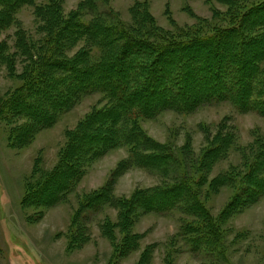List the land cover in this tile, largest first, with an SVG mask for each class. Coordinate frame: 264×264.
Returning a JSON list of instances; mask_svg holds the SVG:
<instances>
[{"label":"rangeland","instance_id":"1","mask_svg":"<svg viewBox=\"0 0 264 264\" xmlns=\"http://www.w3.org/2000/svg\"><path fill=\"white\" fill-rule=\"evenodd\" d=\"M51 1L59 4L65 20L78 11L84 21L96 20V16L108 12L128 26L139 28L144 17H149L156 29L175 34L196 29L204 34L229 25V5L233 2L32 0L15 10L12 25L0 31L3 49L18 55L15 74L0 65V264H264V195L228 218L224 258L195 251L188 244L181 233L183 221L190 218L186 209L157 212L142 206L146 205V192L180 182L182 173L195 179L204 175L203 184L197 188L214 217L229 206L238 187L223 181L224 177L227 173H234L237 179L244 176L251 161L257 158L259 148L264 146V117L241 113L228 102H202L190 110L168 106L154 116H138V128L153 145L140 146L139 154L149 157L168 152L173 160L167 163L150 166L135 162L133 147L123 143L101 156L95 152L94 156L80 141L78 149L83 159H79L81 171L75 184L66 187L48 205L28 202L32 188L57 169L61 155L71 143L70 136L93 113L111 107L103 93L87 95L67 113L56 114L53 124L36 126L32 137L18 146L12 144L11 130L30 120L25 113H10L2 108V102L24 83L21 75L27 58L19 50L16 33L24 32L28 44L34 40L35 46L44 50L43 37L48 28L42 7ZM260 1L263 0L243 2L248 9ZM85 43L86 40L79 43L73 51L81 50L77 48ZM174 98L178 102L180 97ZM162 99L171 101L166 95L159 96L150 102L151 106ZM218 142L224 143L222 153L202 167L207 152L219 146ZM102 192L108 193L105 201L88 206L87 202ZM50 198L51 193L47 192L42 201ZM135 198L139 204L130 212L127 231L136 247L120 257L117 247L125 235L122 204Z\"/></svg>","mask_w":264,"mask_h":264},{"label":"trees","instance_id":"2","mask_svg":"<svg viewBox=\"0 0 264 264\" xmlns=\"http://www.w3.org/2000/svg\"><path fill=\"white\" fill-rule=\"evenodd\" d=\"M30 1L0 0V31L9 28L15 10ZM243 1L230 3L229 25L215 27L204 34L200 29L176 34L162 31L154 27L149 17H144L141 27H130L108 12L96 16V20L84 21L78 11L65 20L56 1L42 7L44 25L48 28L43 37L46 38L44 50L37 48L34 40L28 44L24 32L16 33L19 50L27 58L21 75L24 83L11 98L2 102V108L10 113H25L30 120L11 130L12 144L18 146L32 137L36 126L53 124L56 114L67 113L87 95L103 93L111 107L93 113L80 125L76 135L70 136L71 143L61 155L57 169L32 188L28 202L48 205L66 187L75 184L81 171L79 159H83L78 149L80 141H84L94 156H101L123 143L133 147L135 162L152 166L173 160L168 152L149 157L139 154L140 146L153 145L138 128V116L151 117L168 106L190 110L202 102H228L241 113L252 112L264 117V24H261L264 0L248 9ZM84 40L85 45L77 48L81 50L73 51ZM3 48L2 42L0 65H6L15 74L18 55L9 54ZM164 95L171 101L162 99L151 106L154 98ZM174 97H180L179 101ZM42 109L46 111H38ZM218 144L207 152L202 167L222 153L224 143ZM256 156L244 176L237 179L234 173L225 175L223 181L237 186L238 193L217 218L201 199L198 188L203 184L202 173L203 180L182 173L184 178L180 182L151 189L146 192V205L142 206L157 212L186 209L190 218L183 221L181 233L188 244L195 251L224 258L228 218L264 195L263 145ZM47 192L52 198L42 201ZM107 195L106 192L95 195L94 200L87 202L88 206L105 201ZM137 200L122 204L125 235L117 247L120 257L127 256L136 247L127 225L130 212L138 208Z\"/></svg>","mask_w":264,"mask_h":264}]
</instances>
